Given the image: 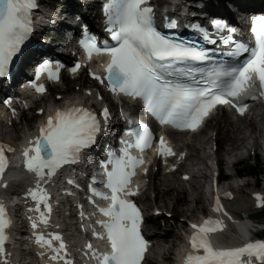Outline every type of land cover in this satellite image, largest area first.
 I'll use <instances>...</instances> for the list:
<instances>
[{"label": "snow or ice", "instance_id": "1", "mask_svg": "<svg viewBox=\"0 0 264 264\" xmlns=\"http://www.w3.org/2000/svg\"><path fill=\"white\" fill-rule=\"evenodd\" d=\"M37 6V0H0V78L9 74L14 58L33 33L32 13ZM103 7L111 43L100 45L90 35L80 41L89 61L94 56L102 58V71L90 69L89 74L113 95L140 101L162 127L194 133L221 106L234 108L243 116L249 105L241 102V98L257 85L258 94L250 98L253 101L264 99V15L252 20L251 44L235 40L232 35L235 29L220 19L212 21L211 29L201 23L188 25L206 43H216L213 34L220 37V42L230 49L227 53L230 59L223 61L213 59L209 50L195 40L161 31L150 0H106ZM162 21L167 29L181 26L170 16H164ZM225 32L226 35H221ZM63 67L58 61L46 60L37 68L35 79L39 80L46 73L50 81H59ZM80 67L81 64L76 63L69 71L76 73ZM31 86L37 93L46 91L45 85L35 80ZM88 95H92L91 91ZM95 95L101 98L99 93ZM4 103L10 105L11 101L6 99ZM12 115H16L15 109ZM110 121L107 107L99 114L83 103L56 108L38 133L22 146L23 168L35 183L25 195L36 204L29 211L39 214V224L48 225L52 212L48 192L42 185L56 177L65 166L79 163L84 151L96 143ZM125 123V135L131 140L122 138L119 154L110 149L107 158L100 163L104 175L102 186L106 191L93 186L95 176L89 184L90 202L94 203L93 197L108 202L106 207L97 206L104 219L97 220L96 224L103 231L93 229L92 235L106 240L110 250L101 253L91 244L86 246L97 264H142L148 242L141 233L143 215L132 198L140 192L139 170L144 174L149 170L145 167L144 153L155 144L157 156L165 160L176 156L165 135L161 134L156 141L147 124L139 121L133 124L130 117ZM133 150L138 155H133ZM15 152L16 149L0 143V187L5 189L9 186L5 176L10 170L7 154ZM183 155L180 153V158ZM68 183L74 182L69 180ZM255 199L257 207H264V197L256 194ZM41 207L46 211H41ZM212 211L232 220L219 195L214 198ZM80 215L83 218L84 212ZM12 223L0 199V264H11V253L6 251V245L11 242L8 233ZM38 223L34 220L32 228L36 229ZM190 227L189 250L183 264H264V240H247L237 247L217 246L212 237L222 233L226 225L222 219L211 216ZM34 239L39 247L52 254L50 259L56 264H73L68 258V246L59 233L45 236L37 232Z\"/></svg>", "mask_w": 264, "mask_h": 264}, {"label": "bare ground", "instance_id": "2", "mask_svg": "<svg viewBox=\"0 0 264 264\" xmlns=\"http://www.w3.org/2000/svg\"><path fill=\"white\" fill-rule=\"evenodd\" d=\"M236 3L239 4L238 1L236 0H232ZM247 2H251L250 0H247ZM241 8L243 7H249L250 5L245 4V3H240L239 4ZM59 88V87H57ZM92 88L94 87H80L78 88V91L76 92V94L74 93H70L69 96H64L62 100H73L76 97H80L83 96L86 92L92 91ZM42 104L41 107H46L47 102H49V98H45L42 99ZM223 111V110H222ZM224 113V111H223ZM252 120L251 123L253 122V120L257 121V119L261 118L260 114L258 112L253 111L251 114ZM225 117V120H222ZM214 119V118H213ZM243 123L246 124V128L247 126H250L249 123H246V121L244 120H240L239 122H233L230 119L226 118V115L223 116L218 124H216V126L213 127L212 131L214 132V130L216 132H218L219 138L217 139L218 142L222 141V151L219 153V158H218V162L219 163H225L226 166H228V161H227V157H234L235 159H243L242 154L241 156H239V152L241 151V149H245L247 150V146L249 145V143L247 142L249 139V136H251L253 143L252 146L253 148H255L256 151L260 150L261 145H260V140L259 137L262 136L264 138V122L261 125V129L258 131V135L254 132L251 131V134H245L242 125ZM0 135L4 136L5 138H8L7 132L3 131V124H0ZM228 127L231 128V131L228 132ZM245 129V128H244ZM248 129H250V127H248ZM208 131V129H206ZM206 132V131H205ZM206 134V133H205ZM253 136V137H252ZM193 137V136H192ZM194 141H191L189 143H187L186 145H183L182 149L187 150L189 152V161L190 162V170L193 173V179L191 180V182L189 183V186L192 188V191L189 194V196L192 198L193 201L196 202H200V197H199V192L195 190V186L196 185H200V180L199 178H205V174L200 172V168L198 166L200 165H205L206 166V161L208 160L209 156L206 155V147L203 144V141L199 140L198 136H194ZM227 139V141H225ZM210 140H212V138L207 139L206 142H210ZM214 140H216L214 138ZM213 140V141H214ZM225 141V142H224ZM227 142V143H226ZM216 144L219 145V143L215 142ZM207 145V143H205ZM221 144V143H220ZM203 152V154L201 155V157L198 155L199 151ZM262 150V149H261ZM249 151V150H248ZM251 152V150L249 151ZM195 153V154H194ZM260 155H262V152L260 151ZM194 160H196V162H193ZM233 162V161H232ZM195 168V169H194ZM264 180V177H263ZM162 185H164L168 190L169 189H181L182 191L184 190V185L182 182L178 181L177 179H165V180H161ZM222 187H232V184H227V185H223ZM252 187H254L253 184L250 183H246L243 186H239L238 187V193H241L243 195H246L248 193V190L251 189ZM196 193V197L194 196ZM191 203V201H189ZM236 208L239 209V211L244 214L247 215V217L250 216V211H251V207L252 205H249L248 202H243L241 200H237L235 203ZM248 204V205H247ZM193 211V209H192ZM246 227V226H245ZM243 236V232L240 231V233L238 234V238ZM158 253V255L161 254V251L159 249V245H157L156 247V254ZM158 259H156L157 262Z\"/></svg>", "mask_w": 264, "mask_h": 264}, {"label": "rangeland", "instance_id": "3", "mask_svg": "<svg viewBox=\"0 0 264 264\" xmlns=\"http://www.w3.org/2000/svg\"><path fill=\"white\" fill-rule=\"evenodd\" d=\"M228 8L235 9L236 7H234L232 4H228ZM75 84H77V83L76 82L72 83V86H74ZM55 92L56 93H60L59 90H55ZM73 93L76 94V92H73ZM50 102H51V100L49 99V102L47 104L50 105ZM221 117H222V115H218L216 117V119L212 120L209 123V126L213 127L214 125H216V123L219 122ZM222 120H224V119H222ZM245 126L242 125V128H243L245 134H247L248 130H247V128ZM7 131H9V132H7L8 133V137L15 138V137H18L17 135H19L17 132L14 134L12 132V130H7ZM230 131H231V128L228 127V132H230ZM199 139H200V141H204L206 143V140L204 138L200 137ZM225 141H227V139ZM220 143L222 145V141ZM241 154L243 155V151H240L238 155L241 156ZM262 158H263V154L260 155L261 173H260V176L257 179H258V181H260L259 188L264 190V184L262 182L263 181V177H264V163H263V159ZM242 163L244 165H247V163H249V162H248L247 159H243ZM222 165H224V173H226L227 172V167H226L225 163H222ZM198 167L200 168V172H202V173L206 172V169H205L204 165H200ZM159 184H160L159 180L154 182V186L153 187H156V188H155V190H154V192L152 194L151 193L149 194V198L145 201V205H146L147 208L154 209V206H157L158 208L166 210V211L173 210V212H175L176 215L178 217H180V218H195L197 216V214H199L200 210H202V206H200V204H197L196 207H194V208L192 207L193 206V203H192L193 200L188 194L191 191H190V187H188L187 185L184 186V190H183V191L186 190V194L185 193H181L182 194V196H181L179 193H176L175 191H170V192L167 193L164 190V187L160 186ZM193 194H195L194 195L195 197L197 196L196 193H193ZM245 200H247L246 197H245ZM189 201H191V203ZM192 209H193V211H192ZM191 211H192V213H190ZM252 218H255V217L252 216ZM261 221L263 222L264 219L261 218ZM151 227L153 228V224H151ZM167 231H168V228H166V230H165V229H162V228L158 227V232L156 234V241L159 244L162 243V236ZM235 236H236V233L231 234L232 238H234ZM171 237L172 238H170V240L166 241L165 246L167 244L168 245L172 244L171 245L172 246V250L168 249L166 251L165 246L161 247L160 248L161 255L159 257H157L158 260H157V262L155 264H165L164 260H163V257L165 256V251H166L167 255H168L169 251H172V255H173L175 253V252H173L175 250V248L178 245H180L179 239L176 238V232L175 231L172 232V236Z\"/></svg>", "mask_w": 264, "mask_h": 264}, {"label": "trees", "instance_id": "4", "mask_svg": "<svg viewBox=\"0 0 264 264\" xmlns=\"http://www.w3.org/2000/svg\"><path fill=\"white\" fill-rule=\"evenodd\" d=\"M260 171V168L259 167H257V169L256 168H250V172L252 173V174H257L258 172Z\"/></svg>", "mask_w": 264, "mask_h": 264}]
</instances>
